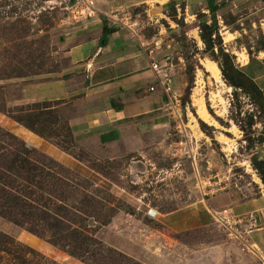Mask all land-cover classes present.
Listing matches in <instances>:
<instances>
[{"label":"rangeland","instance_id":"1","mask_svg":"<svg viewBox=\"0 0 264 264\" xmlns=\"http://www.w3.org/2000/svg\"><path fill=\"white\" fill-rule=\"evenodd\" d=\"M102 1L94 0V17L153 50L162 67L157 86L169 104L133 153L80 141L72 123L80 105L71 100L58 106L53 136L37 135L4 110L51 92L50 83H41L66 73L67 39L91 18H75L85 0H0V127L15 136L0 139L1 151L25 141L66 168L48 182L57 185L56 194L35 205L59 219L50 227L36 211L35 227L45 238L0 215V264H263L249 237L257 226L252 214L246 222L244 209L236 214L227 206L264 192L254 164L260 153L264 160V79L256 63L264 59V3L247 12L222 2L213 15L209 5L169 2L146 11L102 7ZM125 12L142 21L140 40L115 24ZM204 23L218 28L211 48L201 36ZM221 49L259 87L262 102L248 85L231 82ZM72 79L78 88L83 75ZM212 199L225 207L214 208ZM77 231L87 239L80 246ZM55 232L59 247L49 241Z\"/></svg>","mask_w":264,"mask_h":264},{"label":"crops","instance_id":"2","mask_svg":"<svg viewBox=\"0 0 264 264\" xmlns=\"http://www.w3.org/2000/svg\"><path fill=\"white\" fill-rule=\"evenodd\" d=\"M209 1L103 0L105 6L102 7L135 9L142 6L149 11L154 7L161 10L169 2L178 4L181 2L188 9H198L199 6L200 8L203 5L207 6ZM212 1L215 5L226 2L233 11L247 12L264 3V0ZM105 24L107 23L101 18L93 17L85 22L81 31H75L67 39L69 46L64 57V62L67 63L66 73H60L61 75L57 73L59 77L41 83L52 85L49 94L32 95L29 99L31 101L64 100V104L71 100L79 103L80 110L72 116V123L80 127L74 130L80 141L94 142L102 148L103 145H120L121 153H133L145 145L150 128H155L162 122L167 101L163 90L157 86L156 72L151 68L149 51L153 52V50L146 51L141 42L138 43L125 29L117 28L112 24L109 27H114L116 30L108 35L106 41H103ZM256 63L262 67L258 70L261 73L258 78L264 79V59L258 58ZM75 72L83 75L82 84L78 88L71 85ZM253 79L257 78L253 76ZM155 130L158 129L153 131ZM69 160L68 158L67 161ZM229 203L227 202V205ZM210 205L214 208L225 207L217 199H212ZM227 207L236 214V210L244 209L243 213L248 215H243L246 222L251 221L253 216L257 226L253 227L254 224L251 226L249 237L257 246L259 258L264 264V192L257 197L232 203ZM251 214L252 216H249ZM254 233L256 235L252 237Z\"/></svg>","mask_w":264,"mask_h":264},{"label":"trees","instance_id":"3","mask_svg":"<svg viewBox=\"0 0 264 264\" xmlns=\"http://www.w3.org/2000/svg\"><path fill=\"white\" fill-rule=\"evenodd\" d=\"M208 5L214 7L211 9L214 15L215 4L210 0ZM115 30L114 27H109L105 24L103 27L102 40L106 41L108 35ZM217 31L218 28L216 23H204L202 25L201 36L206 42L207 47L211 48L213 45V35H215ZM221 51L224 55L228 56L223 49H221ZM64 102V100L35 101L32 103L17 104L4 111L7 112L12 119L37 135L50 139L53 135L48 133L55 130L56 128L54 126L58 124V106H65L67 103L64 104ZM46 134L50 137L46 136ZM6 135L15 138V136L11 135V132L0 127V139L5 138ZM51 141L60 148L68 151V149L60 145L59 142ZM19 143L17 147L9 145V147H4L2 151L0 148V215L7 217L17 224L26 226L28 232L45 238L44 234L40 233L35 227L37 225L36 211L39 210L45 214L46 217L43 219L50 223V227L52 222H56L59 219H55L54 216L49 215L48 211L35 207V205L36 203L43 202L46 194L52 196L56 194L58 191L57 185L48 182L55 180V171L66 168L60 161L48 156L37 147L27 145L25 141L21 140ZM74 155L77 157L76 154ZM45 161H47V163ZM262 179L264 181V176H262ZM61 185L63 186L62 183ZM62 207L64 206L58 208ZM75 233L82 237V241L78 243V246L86 242L87 239L83 236L82 232L77 231ZM56 234V232L53 233L55 238L57 237ZM49 241L54 246L59 247L58 238ZM73 253L76 255L75 252ZM73 253H71V255L75 257ZM85 262L90 264L87 261Z\"/></svg>","mask_w":264,"mask_h":264},{"label":"built area","instance_id":"4","mask_svg":"<svg viewBox=\"0 0 264 264\" xmlns=\"http://www.w3.org/2000/svg\"><path fill=\"white\" fill-rule=\"evenodd\" d=\"M95 14H98V10L97 8H95L94 5V0H85L84 3L79 4L78 3V10H76V15L75 18H81V19H89V18H93ZM113 18V17H112ZM123 20H115V24H117V26H126L134 36H137L140 40V26H142V21L137 20V19H131V16L128 15L127 12L124 13V16L122 18ZM142 44V43H141ZM143 45V44H142ZM152 51H149V59H150V64H151V68L156 72V78L160 81V71L162 70L160 67V64L158 63V61H155L152 59L151 57ZM151 89H154V87H151ZM169 104V101H167V105Z\"/></svg>","mask_w":264,"mask_h":264},{"label":"flooded vegetation","instance_id":"5","mask_svg":"<svg viewBox=\"0 0 264 264\" xmlns=\"http://www.w3.org/2000/svg\"><path fill=\"white\" fill-rule=\"evenodd\" d=\"M225 60V66L224 69L227 73V75L229 76L230 80L232 83L236 84V85H244L243 81L246 82L245 86H241L244 89H247V85L250 87L249 89L252 91V93L254 94L256 99H259L258 101L262 102V96H257V94L252 90V81L249 77H247L246 74H244L242 71L238 70L237 67L232 63L231 59H229L228 56H224L223 57Z\"/></svg>","mask_w":264,"mask_h":264},{"label":"water","instance_id":"6","mask_svg":"<svg viewBox=\"0 0 264 264\" xmlns=\"http://www.w3.org/2000/svg\"><path fill=\"white\" fill-rule=\"evenodd\" d=\"M243 84L244 85H241V86H245L246 82L243 81ZM252 90L257 94V96L259 97L262 96L261 90L255 83H252ZM262 155L263 153H260L255 157L254 164L256 165L258 172L264 176V160L259 159ZM155 213H156V210L154 209L150 211L151 215H155Z\"/></svg>","mask_w":264,"mask_h":264},{"label":"bare ground","instance_id":"7","mask_svg":"<svg viewBox=\"0 0 264 264\" xmlns=\"http://www.w3.org/2000/svg\"><path fill=\"white\" fill-rule=\"evenodd\" d=\"M202 103H203V101H202ZM202 110H203V113H204V114L207 113V112H205V108H203ZM204 114H203V115H204ZM204 117H207V116L204 115Z\"/></svg>","mask_w":264,"mask_h":264}]
</instances>
